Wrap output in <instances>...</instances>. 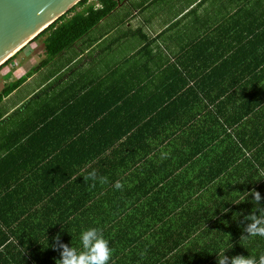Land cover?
Returning <instances> with one entry per match:
<instances>
[{"label": "crops", "instance_id": "1", "mask_svg": "<svg viewBox=\"0 0 264 264\" xmlns=\"http://www.w3.org/2000/svg\"><path fill=\"white\" fill-rule=\"evenodd\" d=\"M48 37L45 32L32 39L0 65V91L20 81L0 99V196L28 192L43 177L56 180L67 167L86 177L90 167L75 154L105 157L117 147L113 136L123 137L122 143L139 131L152 136L160 124L147 121L161 98H181L189 109L165 120L160 131L170 136L151 154L167 152L182 162L170 158L169 174L131 189L135 197L121 214L147 218L152 244L160 249L180 244L166 264L194 254L197 244H229L235 253L247 244L245 254H237L259 264L264 238L249 239L245 229L250 217H264V103L256 114L242 108L254 99V79L264 69V0H123L52 57ZM77 144L83 145L80 153ZM119 157L124 169L117 183L141 184L144 171L130 176ZM91 184L94 197L97 184ZM128 192L122 189L115 200ZM180 192L187 198L184 209ZM90 197L71 199L74 233L77 210ZM102 213L108 220L114 215L107 205Z\"/></svg>", "mask_w": 264, "mask_h": 264}, {"label": "trees", "instance_id": "2", "mask_svg": "<svg viewBox=\"0 0 264 264\" xmlns=\"http://www.w3.org/2000/svg\"><path fill=\"white\" fill-rule=\"evenodd\" d=\"M121 1L123 0H79L33 39L49 32L46 42L47 56H55L87 34ZM260 72L261 74L254 79L258 91L254 99H250L247 105L242 108V111H246L248 115L256 114L257 107L264 103V86L261 85L264 79V69ZM19 82L5 86L0 91V99ZM262 94V99H260ZM192 97L198 101L200 96L192 92ZM178 101L180 104H173ZM182 102L185 104L181 105V98H161V105H157L160 109L147 121L148 124H152L158 120L160 124L159 129L150 137H141L142 133L139 131V135L132 133L122 143L123 137L113 136V145L118 148L116 147L111 155H105V157H98L96 153L90 152L74 153L77 156L83 155L85 157L84 164L90 167L88 171H95L97 174L94 179L97 184L94 197L89 192V188L92 187L91 181L85 179L84 173L78 175V169L73 170V167L65 168V173L58 172L56 180H52L51 177L49 179L43 177L39 181H33L35 183L29 187L28 192L18 189L6 190L4 195L0 196V264H59L60 246L78 247L79 233L89 227L99 228L108 240L112 249L110 264H166L167 256L173 252L171 248L176 249L180 247V244H165L164 249H160L157 244H152L154 241L148 232L147 218L123 217L121 212L128 210V205L131 203L130 198L135 197V192L131 189L138 190L146 186L150 177L161 180L162 172L169 174L168 162H170V158L181 160L180 157L170 156L167 152L151 153L160 148L170 136L169 133L162 134L160 131L164 128L165 120L170 117L178 118L181 110L189 109V103ZM144 107H148V104H144ZM113 109H118V106H113ZM147 117H141L143 124L146 123ZM245 123L253 125L255 122L245 121ZM114 130L123 133L121 128ZM153 140H157V142L153 144ZM77 147L80 153V150H83V145L77 144ZM84 150L87 151L88 147L84 146ZM125 151H127L126 155ZM121 154L124 156V167H127L130 176L131 173H143V171L146 174L143 175L142 183L136 187L127 186L122 181L118 182L121 185L120 188L115 187L118 175L124 169L119 163L122 160L119 157ZM106 163L110 167L105 168ZM156 164L157 166H154ZM153 167H155V173L150 176ZM101 177L106 178L105 183L101 182ZM125 188H129V192L115 200V197L119 196L120 191ZM162 189L169 192L166 185ZM64 193L65 196H63ZM99 193L101 194L100 199H98ZM88 196H91L93 201L90 202L91 200L89 201L88 198L80 204V208L77 210V213L81 215L79 232L74 233L72 231V212L68 208L72 204L71 199ZM150 197L152 198V196ZM183 200L186 202L187 198L180 192L177 202L184 209ZM102 205H107L114 212L110 220L104 217ZM128 214L129 212L125 213V215ZM144 220L146 225H143ZM223 246V244L220 246L197 244V246H192L195 249L194 254L177 256L178 262L175 264H218L217 248L221 249ZM247 247V244L242 245L237 248L235 253L231 245L224 251V255L231 258L239 253L245 254L244 249ZM167 264L170 263L167 261Z\"/></svg>", "mask_w": 264, "mask_h": 264}, {"label": "water", "instance_id": "3", "mask_svg": "<svg viewBox=\"0 0 264 264\" xmlns=\"http://www.w3.org/2000/svg\"><path fill=\"white\" fill-rule=\"evenodd\" d=\"M79 0H0V65Z\"/></svg>", "mask_w": 264, "mask_h": 264}, {"label": "clouds", "instance_id": "4", "mask_svg": "<svg viewBox=\"0 0 264 264\" xmlns=\"http://www.w3.org/2000/svg\"><path fill=\"white\" fill-rule=\"evenodd\" d=\"M97 177L95 171L89 172L85 177L86 180H94ZM101 182L105 183L106 178L101 177ZM116 188H120L119 183L115 184ZM256 201L259 203L260 195L256 193ZM252 222L245 229L248 238H264V217L257 218L255 216L249 218ZM79 246L68 247L61 245L59 264H110L112 257V249L108 244V240L102 231L97 227H89L82 230L78 236ZM230 245L226 244L217 251L218 264H258L257 259L252 256H233L231 258L224 255V251ZM259 264H264V256L259 258Z\"/></svg>", "mask_w": 264, "mask_h": 264}, {"label": "rangeland", "instance_id": "5", "mask_svg": "<svg viewBox=\"0 0 264 264\" xmlns=\"http://www.w3.org/2000/svg\"><path fill=\"white\" fill-rule=\"evenodd\" d=\"M35 83V82H34Z\"/></svg>", "mask_w": 264, "mask_h": 264}]
</instances>
